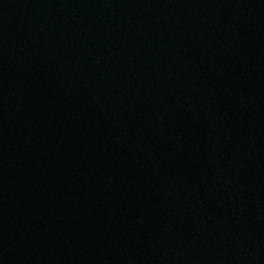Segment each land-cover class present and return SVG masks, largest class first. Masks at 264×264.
<instances>
[{
	"label": "water",
	"instance_id": "obj_1",
	"mask_svg": "<svg viewBox=\"0 0 264 264\" xmlns=\"http://www.w3.org/2000/svg\"><path fill=\"white\" fill-rule=\"evenodd\" d=\"M0 264H264V0H0Z\"/></svg>",
	"mask_w": 264,
	"mask_h": 264
}]
</instances>
